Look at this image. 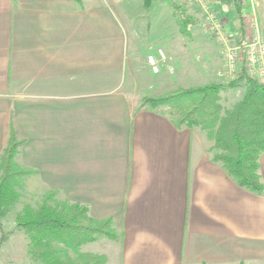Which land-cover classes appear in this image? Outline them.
<instances>
[{"label":"crops","instance_id":"crops-1","mask_svg":"<svg viewBox=\"0 0 264 264\" xmlns=\"http://www.w3.org/2000/svg\"><path fill=\"white\" fill-rule=\"evenodd\" d=\"M134 1L0 0V155L12 130L22 196L53 192L111 221L115 239L81 246L107 264H264V193L238 186L212 160L200 128L177 127L125 82L132 55L123 19L136 17ZM164 1L176 19L174 1ZM207 2L227 33L237 25L245 35L246 0ZM181 9L188 30L176 21L175 40L165 31L169 41L158 46L168 71L179 69L181 88L222 81L206 23ZM143 88L144 98L166 92ZM258 173L264 181V152Z\"/></svg>","mask_w":264,"mask_h":264},{"label":"trees","instance_id":"trees-1","mask_svg":"<svg viewBox=\"0 0 264 264\" xmlns=\"http://www.w3.org/2000/svg\"><path fill=\"white\" fill-rule=\"evenodd\" d=\"M172 3L179 30L186 33L188 18L178 3ZM144 5L148 8L150 1ZM239 87L243 88L241 96L224 107L221 93ZM142 103L166 115L177 127L200 128L212 142V160L238 186L256 194L264 193V181L258 173V158L264 152L263 81L249 77L240 66L238 75L226 82L180 88L146 97ZM19 145L11 130L0 155V229L2 219L20 198L25 172L15 161ZM108 226L112 229L110 220L92 218L86 206L58 200L53 192L43 196L35 207L24 204L15 215V227L27 238V255L39 264H107L104 254L83 251L81 246L104 236L114 239V231ZM7 234L1 229L0 246Z\"/></svg>","mask_w":264,"mask_h":264},{"label":"rangeland","instance_id":"rangeland-1","mask_svg":"<svg viewBox=\"0 0 264 264\" xmlns=\"http://www.w3.org/2000/svg\"><path fill=\"white\" fill-rule=\"evenodd\" d=\"M126 1L127 0H123ZM155 1V8L157 7V13L152 11V9H145L142 5V0H135L134 2H130L133 6V11L131 14L136 16L131 19H123V22L126 24L127 37H128V52L129 55H132L128 58L126 63V76L125 82L126 84H130L131 89L134 91L136 97H140V101L143 102L145 94H144V86L150 85L156 87L157 91L165 90L166 93L173 92L177 89H180L179 85V69H175L172 72H169L166 68L162 71L161 69L165 67L164 63L158 62L159 71L156 74L151 72H147L145 69L146 54L151 52L155 57H158L157 48L161 43H167L169 41L168 36H164V32L166 31L169 36H171L175 40L177 36V24L176 19L172 17V7L171 4L164 0H153ZM178 3L180 7L185 8L187 12H192L193 14H199L200 19L206 23L205 16L201 8L192 2H185L184 0H173ZM192 3V4H191ZM255 7V15L258 21L260 32L264 39V0H254ZM195 4V5H193ZM208 6L211 10H213L218 16L219 13L212 9L209 2ZM246 10L243 12L245 15L246 22V32L245 35L239 33V27L235 25L233 28L229 29L227 33L225 24L223 25V30L225 35L228 38V43L230 46H238L246 43L249 40V22L251 19L252 11L250 10L249 4L246 5ZM143 15V16H140ZM140 16V17H138ZM221 17V16H220ZM223 20V19H222ZM224 23V20H223ZM203 32L202 36L205 43H209L214 45L218 49V54H216V59L220 60V66L216 67L215 70H218V78L222 81L226 82L238 75L240 65L235 66L233 69H228L225 67V46L218 40L212 39L207 29L200 28ZM165 37V38H164ZM172 40V41H174ZM149 41V42H148ZM150 43V44H149ZM139 50L138 54H134V47ZM148 55V54H147ZM164 67L161 68V66ZM150 71L151 68L149 65H146ZM214 69V68H211ZM153 72V71H152ZM164 76L165 82L161 80ZM170 78L172 79V83L170 82ZM170 82V83H169ZM264 82V81H263ZM171 85H169V84ZM167 85V89L164 88ZM156 85V86H155ZM179 87V88H173ZM151 90V89H150ZM243 88L239 87L236 89H229L225 92L221 93V104L226 107L230 106L234 103L242 94ZM20 190V198L18 202L15 204L13 209L9 214H7L1 221V229L4 232H8L6 239L2 242L0 246V264H39L37 261L30 259L27 255V238L24 232L15 227V215L21 210L24 204L28 203L32 207L37 206V204L42 200V198L37 201L36 197L32 198L27 196H22L21 189ZM109 227V226H108ZM107 227V229H108ZM0 229V234H1ZM111 229V227H109ZM113 237H117L116 230L112 227ZM107 232H111L107 230ZM110 240V237L104 236ZM102 238V237H101ZM114 238V239H115ZM100 239V238H99Z\"/></svg>","mask_w":264,"mask_h":264},{"label":"built area","instance_id":"built-area-1","mask_svg":"<svg viewBox=\"0 0 264 264\" xmlns=\"http://www.w3.org/2000/svg\"><path fill=\"white\" fill-rule=\"evenodd\" d=\"M198 5L204 13L206 29L210 37L220 41L225 46V67L233 69L240 65L244 68L249 77H254L264 81V39L260 32L258 21L255 15L254 0H246L252 11L249 24V40L238 46H230L228 38L223 30V20L208 6L207 0H187ZM158 57L153 54L146 56V61L151 70L156 73L159 71L158 62L164 63L167 70H171L168 57L161 49H157Z\"/></svg>","mask_w":264,"mask_h":264}]
</instances>
